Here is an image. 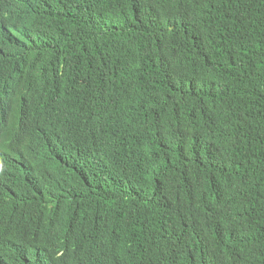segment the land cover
Instances as JSON below:
<instances>
[{"label": "trees", "instance_id": "16d2710c", "mask_svg": "<svg viewBox=\"0 0 264 264\" xmlns=\"http://www.w3.org/2000/svg\"><path fill=\"white\" fill-rule=\"evenodd\" d=\"M0 264H264V0H0Z\"/></svg>", "mask_w": 264, "mask_h": 264}]
</instances>
